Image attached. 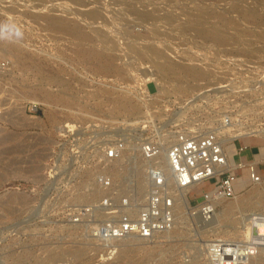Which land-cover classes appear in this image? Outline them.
<instances>
[{
    "label": "rangeland",
    "instance_id": "1",
    "mask_svg": "<svg viewBox=\"0 0 264 264\" xmlns=\"http://www.w3.org/2000/svg\"><path fill=\"white\" fill-rule=\"evenodd\" d=\"M27 1L0 0V264H202L204 258L197 256L210 239H239L231 233L240 212L264 206L261 185L242 187L236 200L225 202L230 206L226 227L218 228L216 236L203 232L193 215L201 193L211 187L205 181L190 192L189 210L176 207L170 232L145 240L126 237L108 246L84 238L82 228L65 222V213L99 198L88 192L94 171L87 166L79 169L77 163L63 167L61 158L67 157L68 145L60 150L57 143L64 124L109 129L142 119L147 105L158 103L156 98L146 99L154 91L147 82L155 83L158 96L190 91L195 75L185 73L177 84L172 76L159 80L150 74L152 61L167 59L194 67L192 49L210 46L264 56V0ZM94 9L103 14L90 20L87 14ZM52 17L58 19L56 25L49 23ZM102 61L103 69L98 67ZM232 144L226 146L228 156L234 152ZM130 152L109 168L113 179L120 165L126 169ZM138 160L135 179L141 181L143 162ZM49 168L57 174L50 184Z\"/></svg>",
    "mask_w": 264,
    "mask_h": 264
},
{
    "label": "built area",
    "instance_id": "2",
    "mask_svg": "<svg viewBox=\"0 0 264 264\" xmlns=\"http://www.w3.org/2000/svg\"><path fill=\"white\" fill-rule=\"evenodd\" d=\"M191 60L200 73L187 94L158 96L155 83H146L147 88L154 87L146 99L156 98L158 103L147 105L142 119L109 129L80 123L60 129L57 148L68 145L69 150L65 159L61 155V165L67 166L74 156L80 160L79 169L87 166L94 171L88 192L99 198L65 213V222L82 228L89 240L107 244L129 235L151 239L170 231L178 194L186 190L189 205L190 192L205 181L211 187L201 193L193 213L200 222L212 220L216 201L235 197L237 178L226 146L242 138H264V56L210 46L192 49ZM129 147L133 159L126 163L129 175L115 180L109 168ZM136 160L145 165L141 181L132 176ZM55 175L49 168L48 182ZM249 179L260 182L251 167ZM141 194L138 202L135 197ZM260 214L264 220V212ZM260 237L252 222L249 238L214 239L206 245L202 264H245L259 247L264 248Z\"/></svg>",
    "mask_w": 264,
    "mask_h": 264
},
{
    "label": "bare ground",
    "instance_id": "3",
    "mask_svg": "<svg viewBox=\"0 0 264 264\" xmlns=\"http://www.w3.org/2000/svg\"><path fill=\"white\" fill-rule=\"evenodd\" d=\"M17 2H18V0H16ZM24 1H26V0H24ZM28 1H30V0H28ZM27 1V2H28ZM33 1V0H32ZM39 1V0H38ZM180 1V0H179ZM185 1V0H184ZM231 1V0H230ZM234 1H236V0H234ZM23 2V1H22ZM34 2V1H33ZM224 2V1H223ZM237 2V1H236ZM235 2V3H236ZM26 3V2H25ZM37 3V2H36ZM35 4V3H34ZM38 4V3H37ZM233 4V3H232ZM238 5V4H237ZM127 6H129V5H127ZM36 7V6H35ZM124 7V6H123ZM126 7V6H125ZM243 7H244V5H243ZM127 8V7H126ZM236 8V7H235ZM238 8V7H237ZM129 9V8H128ZM127 9V10H128ZM244 9V8H243ZM247 9V8H246ZM203 10V9H202ZM239 10V9H238ZM181 11V10H180ZM187 11V10H186ZM198 11V10H197ZM205 11V10H204ZM245 11V10H244ZM119 12V11H118ZM122 12H124V11H122ZM189 12V11H188ZM247 12V11H246ZM120 13H121V11H120ZM198 13V12H197ZM196 13V14H197ZM254 13V12H253ZM252 13V11H251V14H253ZM103 13H101V10L99 11V9L97 10V9H94L93 11H91L90 13H88L87 14V17L88 18H90V20L91 19H93V18H96V17H98V16H100V15H102ZM165 14V13H164ZM173 14V13H172ZM181 14H182V12H181ZM243 14V13H242ZM247 14H248V12H247ZM250 14V15H251ZM38 15V14H37ZM122 15V14H121ZM120 15V16H121ZM169 15V14H168ZM168 15H167V17H168ZM198 15V18H199V16L201 17L202 16V12L200 13V14H197ZM249 15V16H250ZM35 16V15H34ZM43 16V15H42ZM51 16V15H50ZM141 16V15H140ZM173 16V15H172ZM175 16V15H174ZM189 16V15H188ZM204 16V15H203ZM246 16V15H245ZM117 17V16H116ZM163 17V16H162ZM161 17V15H160V18H162ZM166 16H165V18H167ZM176 17H177V15H176ZM173 18V19H175V21H176V19L177 18ZM194 17V16H193ZM206 17V16H205ZM254 17H256L255 15H254ZM36 18L38 19V17L36 16ZM41 18V17H40ZM185 18H186V16H185ZM260 18V17H259ZM43 19V18H42ZM163 19V18H162ZM172 18H170V20H171ZM179 19V18H178ZM197 19V18H196ZM254 19H256V18H254ZM39 20H41V19H39ZM51 22L49 21V23H51L52 25H56V23H58V19H56V18H54V17H52L51 18ZM170 20H168L169 22H171ZM181 20V19H180ZM187 20V19H186ZM201 20V19H200ZM246 20V19H245ZM60 21V20H59ZM65 21V20H64ZM175 21H173V22H175ZM178 21V20H177ZM184 21V20H183ZM189 21V20H188ZM202 21V20H201ZM260 21H262V20H260L259 19V22ZM191 22V21H190ZM200 22V21H199ZM253 22V21H252ZM255 22V21H254ZM63 23V22H62ZM68 23V22H67ZM166 23V22H165ZM182 23V22H181ZM184 23H186V22H184ZM202 23V22H201ZM200 23V24H201ZM257 23V22H256ZM61 24V23H60ZM68 24H70V23H68ZM180 23H178V26L180 27V25H179ZM186 24H188V23H186ZM206 24V23H205ZM228 23H226V25H227ZM63 25V24H62ZM66 25V24H65ZM126 25V24H125ZM129 25V24H128ZM127 25V26H128ZM175 25H176V22H175ZM190 25V24H189ZM194 25V24H193ZM197 25V24H196ZM196 25H194V26H196ZM166 26V25H165ZM168 26H169V24H168ZM167 26V27H168ZM172 25H171V23H170V27H171ZM184 26V25H183ZM182 26V27H183ZM72 27H73V24H72ZM169 27V28H170ZM178 27V28H179ZM185 27V26H184ZM183 27V28H184ZM203 27V26H202ZM201 27V28H202ZM211 28L213 27V26H210ZM223 27V26H222ZM64 28V27H63ZM172 28V27H171ZM186 28V27H185ZM189 28H192V27H189ZM205 28V27H204ZM210 28V29H211ZM213 28H215V27H213ZM218 28V27H217ZM242 28V27H241ZM54 29V28H53ZM58 29H59V27H58ZM68 29H69V26H68ZM81 29V28H80ZM162 29H164V28H162ZM174 29H176V28H174ZM187 29V31H188V27L186 28ZM208 29V28H207ZM221 29V28H220ZM223 29H224V27H223ZM222 29V30H223ZM226 29V28H225ZM71 30H72V28H71ZM125 30V29H124ZM179 30V29H178ZM190 30V29H189ZM198 30V29H197ZM55 31V30H54ZM97 31V30H96ZM126 31H127V29H126ZM158 31V30H157ZM162 31V30H161ZM160 31V32H161ZM180 31H182V30H180ZM210 31H216V30H210ZM209 31V32H210ZM224 31V30H223ZM223 31H221V32H223ZM237 31H238V29H237ZM241 31V30H240ZM56 32H59V31H56ZM61 32V31H60ZM76 32H78V31H76ZM81 32H82V30H81ZM84 32V31H83ZM190 32H191V30H190ZM194 32V31H193ZM193 32H191V33H193ZM204 32H208V31H204ZM226 32V31H225ZM63 33V32H62ZM67 33V32H66ZM85 33V32H84ZM96 34H98L97 32H95ZM95 33H93V34H95ZM127 33V32H126ZM125 33V34H126ZM152 33V32H151ZM156 33V32H155ZM162 33V32H161ZM182 33H183V31H182ZM203 33V32H202ZM217 33V32H216ZM216 33H214V34H216ZM238 33H239V31H238ZM237 33V34H238ZM242 33V32H241ZM246 33V32H245ZM69 34V33H68ZM95 34V35H96ZM100 34V33H99ZM99 34H98V37H99ZM128 34V33H127ZM153 34V33H152ZM151 34V35H152ZM185 34H186V32H185ZM222 34H224V33H222ZM76 35V34H75ZM82 35V34H81ZM85 36L86 35H88V33H86V34H84ZM197 35V34H196ZM202 35V34H201ZM218 35H220V34H217V36ZM239 35H240V33H239ZM90 36V35H89ZM88 36V38H92V36L91 37H89ZM97 36V35H96ZM101 36V35H100ZM205 36V35H204ZM71 37V36H70ZM94 37V36H93ZM149 37H151V36H149ZM148 37V38H149ZM153 38H154V35L152 36ZM151 37V38H152ZM157 37V36H156ZM202 37V36H201ZM215 37H216V35H215ZM220 37V36H219ZM222 37V36H221ZM74 38V37H73ZM78 38V37H77ZM76 38V39H77ZM83 38V37H82ZM84 39V38H83ZM82 39V40H83ZM150 39V38H149ZM78 40V39H77ZM93 40V39H92ZM91 40V41H92ZM97 40V39H96ZM95 40V41H96ZM99 40H100V38H99ZM84 41V40H83ZM86 41V40H85ZM84 41V42H85ZM208 41H211V40H208ZM90 42V41H89ZM128 42V41H127ZM131 41H129V43H130ZM134 41H132V43H133ZM79 43V42H78ZM77 43V44H78ZM102 43V42H101ZM135 43V42H134ZM213 43V42H212ZM217 43V42H216ZM215 43V44H216ZM222 43V42H221ZM76 44V43H75ZM82 44V43H81ZM84 44V43H83ZM92 44V43H91ZM103 44V43H102ZM106 44V43H105ZM214 44V43H213ZM227 44V43H226ZM88 45H90V44H88ZM126 45H128V44H126ZM132 45V44H131ZM217 45V44H216ZM225 45V44H224ZM80 46V45H79ZM91 46H93V45H91ZM104 46V45H103ZM102 46V47H103ZM106 46V45H105ZM135 46V45H134ZM82 47H86V46H82ZM94 47V46H93ZM129 47V46H128ZM131 47V46H130ZM129 47V48H130ZM133 47V46H132ZM137 47V46H136ZM140 47V46H139ZM226 47V46H225ZM78 48V47H77ZM87 48H88V46H87ZM91 48V47H90ZM89 48V49H90ZM135 48V47H134ZM150 48H152V49H155L153 46H151ZM149 48V49H150ZM239 48V47H238ZM252 48V47H251ZM13 49V48H12ZM81 49V48H80ZM98 50H99V48H97ZM126 49H128V48H126ZM131 49V48H130ZM138 50H139V48H137ZM247 49V48H246ZM253 49V48H252ZM86 50V49H85ZM129 50V49H128ZM133 50V49H132ZM143 50V49H142ZM248 50V49H247ZM247 50H245V51H247ZM251 50V49H250ZM95 51V50H94ZM97 51V50H96ZM130 51V50H129ZM129 51H128V53H129ZM137 51V50H136ZM21 52V51H20ZM87 52V51H86ZM101 52V51H100ZM131 52H133V51H131ZM140 52H141V50H140ZM78 53V52H77ZM81 53V52H80ZM79 53V54H80ZM83 53V52H82ZM92 53H94V52H92ZM102 53V52H101ZM136 53V52H135ZM134 53V54H135ZM137 53H139V52H137ZM98 54H99V52H98ZM140 54V53H139ZM24 55V54H23ZM84 55V54H83ZM91 56V55H90ZM100 56V55H99ZM98 56V57H99ZM21 57V56H20ZM82 58V57H81ZM83 58H85V57H83ZM91 58V57H90ZM100 58H101V56H100ZM137 58V57H136ZM151 58H153V57H150V59ZM154 58H156V57H154ZM87 59H89V58H87ZM99 59V58H98ZM102 59V58H101ZM100 60V59H99ZM105 60V59H104ZM106 62H108L107 60H106ZM106 62L104 63L103 61L102 62H100L99 64H98V67L99 68H101V69H103V68H105L106 67ZM177 62V61H176ZM190 63V62H189ZM189 63H188V65H189ZM109 64V63H108ZM148 64V63H147ZM150 64H151V61H150ZM191 64V63H190ZM152 67H150V69L149 70H151L150 71V74L151 75H154V76H156L159 80H165V79H169L170 78V76H172V77H175V78H173V79H176L175 81H176V84L178 83V81H179V78L180 77H182L183 76V74H185V73H188V74H190V75H192V76H196V75H199V70L198 69H195L194 67H191V65L190 66H187V65H185L184 64V62H183V64H179V63H175V62H172V61H170V60H167V59H164L163 61H157V60H155V61H152ZM199 71V72H198ZM148 76V75H147ZM194 76V77H195ZM146 77V76H145ZM154 78V77H153ZM171 80V81H174V80ZM183 79V78H182ZM152 80V79H151ZM187 80V79H186ZM187 82V81H186ZM189 84V83H188ZM186 85V84H185ZM180 86V85H179ZM176 87V86H175ZM186 87V86H185ZM179 88V87H178ZM161 89V88H160ZM180 90H181V88H179ZM183 89V88H182ZM178 91V90H177ZM176 91V92H177ZM183 92H184V90H182ZM48 97V96H47ZM64 97V96H63ZM121 107L122 106H124L125 107V105L123 104V102H119L118 103ZM123 123H125V121H123ZM127 123V122H126ZM128 124H131V123H129L128 122ZM102 134H106V135H108L109 134V132L108 131H103V133ZM113 134H115V132L113 133ZM109 136V135H108ZM1 142V141H0ZM107 144V142H105V145ZM128 151H130V150H132L130 147L127 149ZM133 150H134V148H133ZM125 154V153H124ZM138 157V156H137ZM125 159V155H123L122 156V160H124ZM129 159H131V156H129L127 159H126V162L125 163H127V160H129ZM76 160H78V158H76V157H72L70 160H69V163H68V165L67 166H65V168H67V169H69V168H71V167H73L74 166V164H76V163H78L80 160H78V162L76 161ZM131 161H133V159L131 160ZM130 162V161H129ZM128 162V163H129ZM73 164V165H72ZM129 165H130V163H129ZM144 164H142L141 165V167L142 168H144ZM135 167V173L133 172V174H132V176L133 177H136V173H139L138 172V168L136 167V166H134ZM126 169H125V167L123 166V165H120L119 166V169H117V172H118V174H116V172H114V174H115V177L116 178H114L115 180L116 179H122L121 178V176L123 175V174H125V176H127V175H129V173H126V171H125ZM121 172V173H120ZM113 177V176H112ZM51 182V181H50ZM50 182H49V184H50ZM262 182V181H261ZM259 183V182H258ZM258 183H252L253 185L254 184H258ZM260 184V183H259ZM1 185V184H0ZM2 186V185H1ZM0 186V187H1ZM262 187H264V186H262ZM236 189L238 190V184L236 185ZM259 189V188H258ZM251 190V189H250ZM263 190V194H264V189H262ZM186 193H187V191L186 190H182L181 192H180V194H178V197H177V203L180 205V206H182V208H185V209H187V210H189L190 208V206L188 207V204H187V195H186ZM258 197V196H257ZM136 198V200L139 202V201H141L142 199H143V194H141V195H139V196H136L135 197ZM134 198V199H135ZM236 198V196L234 197V198H232V199H234V200H236L235 199ZM251 198V197H250ZM227 200H229V199H220V200H218V201H216L215 202V204H214V206H215V211H214V213H213V216H212V220L208 223V224H204V223H202V222H200L199 220V222H200V224H201V226H200V228H202V229H205V230H203V232H208L209 234H212L213 236H216V234L218 233V231H217V229L218 228H220V227H226L225 226V224H224V219L226 218V216H227V214H228V212H229V207H228V204H226L225 202L227 201ZM230 201V200H229ZM248 202V201H247ZM261 204V203H260ZM178 205V206H179ZM177 206V207H178ZM237 206V205H236ZM236 207H234V209H235ZM257 208V207H256ZM249 209V208H248ZM233 209H231V211H232ZM259 210H262V211H264V206H261L259 209H257V210H251L250 212H247V213H243V210H242V213L240 212V216L238 217L239 218V220H238V222H237V228H235V230H233V232L231 233V234H233V236H234V238H241V239H245V238H249L250 237V232H251V227H252V222L254 223V224H256L257 226H258V232H259V234L262 236V237H260V243H262V244H264V220L262 219V215L260 214V213H257ZM239 211V210H238ZM257 211V212H256ZM238 214V213H237ZM232 215V214H231ZM196 217V216H195ZM176 219V218H175ZM236 219V218H235ZM233 221V220H232ZM235 222V221H234ZM175 223H176V220H175ZM175 225V224H174ZM174 228V227H173ZM172 228V229H173ZM171 229V230H172ZM229 229V228H228ZM170 230V231H171ZM170 231H168V232H170ZM222 232V231H221ZM165 233H167V232H165ZM82 234H84V233H82ZM163 234V233H162ZM127 237H132L133 238V240H141V239H143V238H140V237H138V236H136V235H129V236H127ZM84 238H86V235L84 234ZM126 238V237H125ZM239 238V239H240ZM86 239H88V237L86 238ZM145 240V239H144ZM212 240H214V239H210V241H212ZM209 241V242H210ZM112 242H116V241H112ZM109 244H111V242L110 243H107V246L109 245ZM204 251V252H203ZM205 253H206V248H205V250H202L201 251V253H199L198 254V256H197V258L199 259V257L200 256H202L203 258H204V256H205ZM196 262H198V260L196 261ZM264 262V248L263 247H259L258 249H257V253H256V255H254V256H252L245 264H262Z\"/></svg>",
    "mask_w": 264,
    "mask_h": 264
},
{
    "label": "crops",
    "instance_id": "4",
    "mask_svg": "<svg viewBox=\"0 0 264 264\" xmlns=\"http://www.w3.org/2000/svg\"><path fill=\"white\" fill-rule=\"evenodd\" d=\"M232 145L234 152L227 155V158L232 173L236 175L238 190L253 185L249 179L250 167L260 178V184L254 185L264 186V138H242L234 141Z\"/></svg>",
    "mask_w": 264,
    "mask_h": 264
},
{
    "label": "clouds",
    "instance_id": "5",
    "mask_svg": "<svg viewBox=\"0 0 264 264\" xmlns=\"http://www.w3.org/2000/svg\"><path fill=\"white\" fill-rule=\"evenodd\" d=\"M15 35L18 36V37L21 35V33L19 32V30H16L15 31Z\"/></svg>",
    "mask_w": 264,
    "mask_h": 264
}]
</instances>
